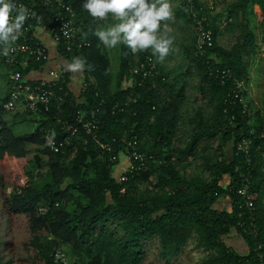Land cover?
<instances>
[{"label": "trees", "instance_id": "16d2710c", "mask_svg": "<svg viewBox=\"0 0 264 264\" xmlns=\"http://www.w3.org/2000/svg\"><path fill=\"white\" fill-rule=\"evenodd\" d=\"M20 1L40 17L24 23L27 41L47 47L34 33L52 26L55 9L43 6V0ZM176 2L177 15L192 30L182 54L188 65L179 69L181 82L168 78L150 49L132 53L123 44H117L114 71L106 46L92 34L109 19L91 17L83 0H62L73 10L77 29L70 43L55 47L62 62L56 68L67 73L52 88L47 105L28 110L18 99L17 108L7 110L14 72L32 87L46 80L47 73L28 76L46 68L48 47L45 59L37 60L26 53L10 55L13 41L8 46L0 41V65L6 73L0 97V264L14 263L5 258L15 251L8 235L17 218L25 221L29 233L21 249L34 252L20 262L72 264L68 260L73 256V264H152L145 245L154 242L164 264L184 254L190 243L205 252L200 264H259V254H264V109L246 97L256 28L264 45V0H230L221 15H213V3L206 13L212 44L196 55L189 7ZM192 5L200 9L207 2L192 0ZM255 5L261 11L257 27ZM220 18L225 30L237 33L229 47L216 41ZM80 40L84 43L78 47ZM148 55L155 61V75L138 84L141 74L131 70ZM77 57L84 67L79 68L82 81L74 94L69 66ZM193 78L191 85L187 79ZM236 82L242 83L239 90ZM188 88L196 92L192 99ZM15 124L32 131L15 135ZM86 124L94 127L88 134ZM242 138L251 139L250 209L236 194L240 181L234 170L244 169L243 155L236 152ZM133 163L139 169L129 173ZM220 203L228 207L219 209ZM230 233L243 241V253L226 244ZM56 252L64 262L54 258Z\"/></svg>", "mask_w": 264, "mask_h": 264}, {"label": "built area", "instance_id": "2783aa9c", "mask_svg": "<svg viewBox=\"0 0 264 264\" xmlns=\"http://www.w3.org/2000/svg\"><path fill=\"white\" fill-rule=\"evenodd\" d=\"M30 1V0H25ZM11 2L14 4V7L18 9L20 6H23L27 12L28 15L24 21V23H32L35 20L40 19L38 14L34 11L33 7L20 0H11ZM181 2H184L188 5L191 18L193 20V31L196 38L195 41V53L199 54L204 52V46L210 47L212 44L213 39V33L210 29L208 22H207V15L206 13L213 9V2L211 0H207V6L201 7L200 9H194L192 5V0H181ZM180 4V1H179ZM43 6L49 8V9H55L54 14L51 15L52 18V26L47 27H41V29L47 33L50 36V39L52 40L55 47L60 44V42H66L70 43L72 39L74 38L77 29L74 26V12L71 9L70 6H67L62 3V0H43ZM15 11L10 13V21L15 16ZM28 32L27 26H22L19 33L17 34V38L12 42L13 45L9 47V53L10 55H17L19 53H26L29 56L35 57L37 60L45 59V51L47 47L43 46L42 44L38 42H28L26 34ZM22 40V41H21ZM21 41V42H20ZM83 40H80L79 46L83 44ZM70 46L67 45L66 49L69 50ZM146 59H144L143 62H140V64L137 67L132 68L131 72L133 74L140 75L141 78L138 81V84H141L145 79L151 78L155 75L154 69H155V61L152 59L150 55H148ZM12 56H9L6 60H8L9 63L13 61ZM12 59V60H11ZM47 78L46 80H43L40 82L39 86H30L25 81L26 79L24 77L21 78V75L19 72H14L10 79L12 83V90L13 93L11 95V100L6 103L5 109L7 110H14L19 105L18 103L15 104V101L19 99V102L23 101V106H25L28 110H34L37 104H44L47 105V103L50 100V97L53 94L52 88L57 84L58 79L61 77L62 74L67 73L66 69H60V68H54V69H48L47 70ZM222 75H225V72L221 73ZM84 83H81V88H84ZM235 87L237 90H239L242 87L241 82H236ZM127 101L123 103L125 106L128 105ZM134 102V101H133ZM118 106L115 105V108L113 110L117 109ZM122 110V109H119ZM94 129L92 125L86 124L84 126L85 133H90L91 130ZM261 137L264 138V126L262 129ZM250 146H251V139L249 138H242L236 145V152L240 155H243L244 158V169H242L240 166L236 167L234 170V174L237 175L239 181H240V187L236 190V194L240 196L241 201L243 202L244 206L247 209H250L252 205V195L250 193V186H251V159H250ZM104 147V146H103ZM106 150H109L108 148H105ZM54 150L57 151L58 148L54 147ZM138 156L134 155V158L136 159ZM133 158V159H134ZM115 157H112V160H114ZM129 173H132L134 171H137L139 168L137 166H134L133 164H130L128 166ZM242 206V205H241ZM41 212L44 211V209H40ZM54 258L56 260H60L64 262L63 254L56 252ZM66 264V261L64 262ZM259 264H264V254H259Z\"/></svg>", "mask_w": 264, "mask_h": 264}, {"label": "clouds", "instance_id": "9594fccd", "mask_svg": "<svg viewBox=\"0 0 264 264\" xmlns=\"http://www.w3.org/2000/svg\"><path fill=\"white\" fill-rule=\"evenodd\" d=\"M82 7L93 18L103 20L111 14L116 21L93 29L92 34L106 47L123 44L132 53L150 49L159 61L168 55L172 38L160 29L161 22L173 15L170 0H83ZM13 11L16 14L10 21ZM27 15L23 6L16 9L11 0H0V41H14ZM71 67L83 68L84 60L74 58Z\"/></svg>", "mask_w": 264, "mask_h": 264}, {"label": "crops", "instance_id": "0c3cea01", "mask_svg": "<svg viewBox=\"0 0 264 264\" xmlns=\"http://www.w3.org/2000/svg\"><path fill=\"white\" fill-rule=\"evenodd\" d=\"M201 3H205L207 2V0H198ZM214 2V10H213V15H221V13H223V9L220 8V4L225 2H230V0H213ZM170 4L172 7V12L173 15L170 19L166 20V21H162L161 22V29L162 31H166L167 35L170 36L172 38V45L170 47L169 53L168 55L162 60L160 61V66H163L164 73L167 74L168 78L170 80L175 79L178 82H181L180 78H182L180 75H178L179 69L181 68L182 70H185V67L188 65V63L186 61H183L182 59V54L185 51L186 46L191 43L192 41V30L191 27L185 23V21L182 19L181 16L177 15V2L176 0H170ZM256 7L259 10V13H256L255 9L253 10V13L255 15V19H254V25H258V23L261 21V11L259 9L258 6H253V8ZM111 14H109L108 16V24H113L116 21L113 20L111 21ZM217 21H219V33L216 36V41L224 46V47H229L231 46L235 39H236V35L237 33L235 31L230 32V30H225L223 28V26L225 25V21H223V19H218ZM166 26V27H165ZM104 27V26H101ZM35 36L38 37L40 39V41H42L44 44L47 45L48 47V58H47V64L45 65V69H43V71H39V72H35L31 75H29V78H38V77H44L46 75V71L50 68H56V66L59 65V63L61 62V58H59V56L56 54V50H55V46L53 45L52 40L50 39V36L45 33L41 28H36L35 30ZM256 35H257V49L255 50V55L249 57L250 58V65L248 67V71L250 74V80L248 82V91H249V95L252 96V102L254 104H258L256 100V98L259 96V99L262 98L264 96V87L261 89L260 91V95H257V93L252 89V84L254 79H257L258 77H260V79L263 80L262 85H264V45L261 44L260 42V34H259V30L256 28ZM107 51H108V47ZM109 52V51H108ZM261 57V58H260ZM260 58V59H259ZM259 60V61H258ZM70 67V72H71V76H70V83H69V87L71 89V91L76 94L79 84L82 81V74L80 69H76L73 68L71 66ZM259 68V70L257 71L256 69ZM255 69V70H254ZM187 81L189 82V80L187 79ZM192 81L195 83L196 80H194V78L192 79ZM188 92V97L189 99H192L194 97V94H196L195 90H189V88L187 89ZM254 98V99H253ZM264 100V98H263ZM262 99H260V104L261 106H263L261 109H264V102ZM189 103L191 104V100H188ZM190 107V105H189ZM195 107V105L193 106ZM9 117V116H8ZM10 121H12V117L10 115ZM18 121V120H16ZM17 125V124H15ZM15 127V126H14ZM216 144V143H215ZM224 207H228L227 204H223L220 203V205H218L219 209H222ZM226 244L238 251V252H244L246 250L243 241L241 240V238L239 236H237L234 233H230L228 235V238L225 239Z\"/></svg>", "mask_w": 264, "mask_h": 264}, {"label": "rangeland", "instance_id": "374dc122", "mask_svg": "<svg viewBox=\"0 0 264 264\" xmlns=\"http://www.w3.org/2000/svg\"><path fill=\"white\" fill-rule=\"evenodd\" d=\"M213 2V0H211ZM214 3V2H213ZM227 4V2H225ZM226 4L222 3L220 4V8L224 10ZM255 9L256 13H259V10L254 7L253 10ZM112 17V16H111ZM111 21H113L112 18H110ZM3 44H5L6 46H8V42L3 41ZM118 49V45H116L115 47L112 48H108V51L110 53V57L112 59V63H113V68L114 71L117 70V52ZM261 58V57H260ZM259 58V59H260ZM259 61V60H258ZM255 70V69H254ZM257 71L259 70V68L256 69ZM5 69L2 65H0V97L2 96V92L4 90V82L6 81V77H5ZM263 80L260 79V77H258L257 79H254L253 84H252V89L257 93V95H260V91L261 89L264 87V85H262ZM189 83L191 85H194V82L189 81ZM248 88V87H247ZM264 94V93H263ZM264 96L260 99L263 100ZM254 99V98H253ZM259 96L256 98L258 104H256L259 109H261L263 106H261ZM252 100V96L251 95H247L246 97V101H250ZM264 102V100H263ZM32 131L31 126H26L25 124H17L15 125V127L13 128V133L15 135H19L22 133H29ZM225 152H227L228 150H230V147H225ZM194 166V165H193ZM193 171V167L189 168L187 171ZM113 173H115L114 170H112ZM4 223V220H3ZM8 238L12 239L14 241L15 244V251L14 254H9L6 256L5 260L9 257L13 258L14 263L13 264H31V261H27L26 262H20V260L22 259H27L29 257V255H32L34 252L32 250H30L28 253L23 252L21 249V243L26 241L29 238V233L26 229L25 226V221L21 218H17L15 221V226L12 229V232L8 235ZM145 249L147 251V262H151L152 264H164L163 261H160L157 257V253H158V249H157V243L154 242H148L145 245ZM185 253L182 254L181 256L175 258L172 260L171 264H200L203 259L205 258V252L203 251H198V250H194L193 249V243L188 244V246L186 247ZM74 257L71 256L70 260H68V262H71L72 264L74 263ZM76 264H82V262L80 260H76Z\"/></svg>", "mask_w": 264, "mask_h": 264}]
</instances>
